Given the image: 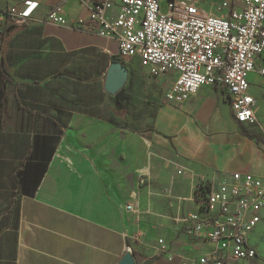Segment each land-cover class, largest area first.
Masks as SVG:
<instances>
[{"label":"crops","instance_id":"crops-1","mask_svg":"<svg viewBox=\"0 0 264 264\" xmlns=\"http://www.w3.org/2000/svg\"><path fill=\"white\" fill-rule=\"evenodd\" d=\"M96 1L0 0V12L35 5L31 24L0 25V264H119L128 249L136 264H176L212 247L177 221L205 216L197 189L233 173L264 179V76H248L255 126L234 120L218 87L169 102L172 78L152 77L97 34L88 19ZM170 1L160 7L168 12ZM223 3L244 7L198 6L227 17ZM56 10L67 25L43 23ZM116 61L128 79L111 94L106 77Z\"/></svg>","mask_w":264,"mask_h":264},{"label":"built area","instance_id":"built-area-1","mask_svg":"<svg viewBox=\"0 0 264 264\" xmlns=\"http://www.w3.org/2000/svg\"><path fill=\"white\" fill-rule=\"evenodd\" d=\"M200 1L172 0L164 14L159 0H98L88 19L98 24L100 37L117 41L120 58H139L152 77L172 78L165 91L169 102L183 104L203 87H218L228 98L234 120L255 126L256 100L249 93L248 76H264V67L257 66L264 56V0H243L241 10L223 3L219 9L228 10L227 17L202 11ZM34 10L31 5L26 11L0 12V25H29ZM59 11L50 12L43 23L67 25ZM84 22L76 20L78 25ZM196 202L205 216L189 214L177 221L191 238L212 247L195 257H181L176 264H262L250 238L263 221L264 179L233 173L217 187H207ZM136 206L131 201L126 211L134 213ZM159 244L160 253H166L165 241Z\"/></svg>","mask_w":264,"mask_h":264},{"label":"water","instance_id":"water-1","mask_svg":"<svg viewBox=\"0 0 264 264\" xmlns=\"http://www.w3.org/2000/svg\"><path fill=\"white\" fill-rule=\"evenodd\" d=\"M128 79V71L124 65L118 61L114 62L107 74L105 89L111 94L120 92ZM119 264H136L133 255L128 252L124 255Z\"/></svg>","mask_w":264,"mask_h":264},{"label":"rangeland","instance_id":"rangeland-1","mask_svg":"<svg viewBox=\"0 0 264 264\" xmlns=\"http://www.w3.org/2000/svg\"><path fill=\"white\" fill-rule=\"evenodd\" d=\"M161 11L162 13L166 14L167 13V7L162 5L161 6ZM159 86L160 83H159ZM247 130L252 131L253 128H248ZM203 191L201 190H196L195 195H194V200L199 199V197H204V194L206 193L207 187H202ZM163 240V239H162ZM160 239L158 240L159 243ZM251 244L255 245L258 247L260 255H261V260L262 264H264V217L261 225L257 228L255 233L252 234L250 238Z\"/></svg>","mask_w":264,"mask_h":264},{"label":"trees","instance_id":"trees-1","mask_svg":"<svg viewBox=\"0 0 264 264\" xmlns=\"http://www.w3.org/2000/svg\"><path fill=\"white\" fill-rule=\"evenodd\" d=\"M0 74H2L1 69H0ZM246 136L251 137V136H249L248 134H246Z\"/></svg>","mask_w":264,"mask_h":264}]
</instances>
